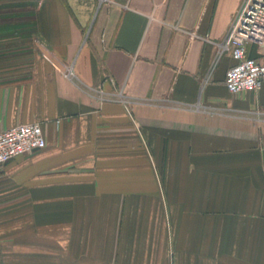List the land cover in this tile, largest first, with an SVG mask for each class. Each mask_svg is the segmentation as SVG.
<instances>
[{"label": "crops", "instance_id": "1", "mask_svg": "<svg viewBox=\"0 0 264 264\" xmlns=\"http://www.w3.org/2000/svg\"><path fill=\"white\" fill-rule=\"evenodd\" d=\"M241 2L0 0V132L46 142L0 167V264H264V86L215 45Z\"/></svg>", "mask_w": 264, "mask_h": 264}, {"label": "built area", "instance_id": "2", "mask_svg": "<svg viewBox=\"0 0 264 264\" xmlns=\"http://www.w3.org/2000/svg\"><path fill=\"white\" fill-rule=\"evenodd\" d=\"M41 1V0H35ZM256 34H264V0H242L221 42L215 44L217 54H229L235 63L226 71L224 86L230 94L254 93L264 86V57L247 56L246 48ZM63 75L76 80L73 63L64 66ZM101 97L102 92L89 89ZM120 101L125 107L129 100ZM46 146L39 123L20 124L0 132V167L19 156L40 151Z\"/></svg>", "mask_w": 264, "mask_h": 264}]
</instances>
